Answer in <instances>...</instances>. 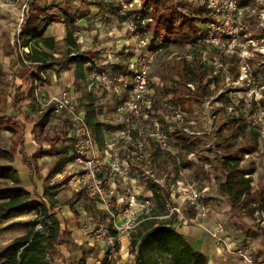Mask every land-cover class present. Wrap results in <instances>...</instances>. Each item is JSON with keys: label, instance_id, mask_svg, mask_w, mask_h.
Masks as SVG:
<instances>
[{"label": "rangeland", "instance_id": "374dc122", "mask_svg": "<svg viewBox=\"0 0 264 264\" xmlns=\"http://www.w3.org/2000/svg\"><path fill=\"white\" fill-rule=\"evenodd\" d=\"M37 1L42 7L56 6V9L50 12L55 13L62 20L58 7L64 6L63 1L32 0L31 4ZM162 1L164 12H169L174 7L182 14L197 16L211 9L209 0ZM164 1L168 2L165 6ZM215 4L221 9L219 15L212 16L216 22L215 27H218L220 39L226 43L229 32L235 35L233 53L206 43L205 35L210 32L206 30L207 25L204 26V32L200 38L191 37L184 42L166 46L159 45L160 41H154L161 48L155 50L156 47H152L147 51L141 42V30H137L136 33L129 32L125 25V17L120 15L115 0H106L104 4L100 0H75L70 12L74 16L81 17L75 24L79 52L83 53L85 58L93 60L84 66L85 72L95 63L111 73H127L131 66H135L137 62L153 54L148 96L154 101L150 123L152 127L157 125L160 130L169 133V144L167 149H161L156 142L149 140L144 144L143 153L133 156L130 177L138 186L137 191L143 193L149 189V186L154 185L162 195V202L172 207L179 201L180 189L184 185L193 184L203 193V203L224 218V227L226 225L231 235L235 234L242 240L243 236L249 232L255 237L259 236L260 232H264V213L255 215L256 206H250L246 201L231 206L227 197L219 191V184L222 181L221 173L213 171L207 162L216 163L223 152L218 141L220 137L218 128L222 127L224 132L231 131L234 126L230 124V121L237 120L238 125L243 124L246 128L244 131L241 130L238 144L253 149L251 153L244 156L241 170L245 175L253 172L252 177L255 182L259 179L264 182V0H216L213 5ZM92 6L95 7L92 8ZM104 7L106 10L103 9ZM134 11L132 8L126 12V15L132 19ZM208 13L212 14L210 11ZM1 29L0 26V31ZM50 30L49 33L57 37L62 28L52 25ZM14 31L16 32L14 26L10 33L1 31V42L5 45L9 44L12 38L10 34L15 33ZM64 48L63 39V43L56 42L55 49L50 53L61 58ZM183 62L186 65L192 64L212 69L211 76L209 75L205 80L210 97L204 98L203 101L195 98L196 102L191 103L188 112L181 110L182 108L180 109L177 105L179 100L175 101L172 96L173 90L177 88L181 100L192 98L185 95V83L177 77L179 67L182 65L180 63ZM62 65L64 66L60 70L66 72L65 80H63L66 87L61 86V89L75 101V110L79 113L83 107L81 102L85 99L83 95L85 84L83 80L74 81V69L71 67L67 69L64 63ZM6 67L7 65H1V68ZM10 76L7 71L4 80H10ZM190 86L193 89V86ZM216 88H218L217 91ZM7 96L12 98L11 93ZM18 96L15 95V100ZM91 96L101 104L97 108L98 117L107 134L115 138V134L121 131V122L126 115L121 108L123 96L105 93L98 87L93 88ZM33 102L34 99L26 101L28 109L35 108V102L34 104ZM57 120L62 127L61 134L69 135L72 131H78L69 114H61ZM174 129L181 130L197 143V151L193 153L196 159H192L196 163L192 162L189 155H185L183 149L175 145L171 136V131ZM123 145L121 142V146ZM6 163L0 160V168ZM202 168L205 170L204 173L201 171ZM147 169L152 170L154 178L160 183L156 184L147 177L145 173ZM71 170L73 169L68 166L63 168L61 176L53 179V184L49 180L52 173L46 178V182L51 185L45 188L56 186V190L52 191L56 192V207L67 204L70 209L72 205L78 213V216H71L70 219L60 215L61 228L69 232V235L65 238L66 243L57 246L54 255L48 258L50 264H135V256L139 250L149 262L158 259L160 264H172L173 258H169L168 255L174 251V248L169 241L138 246L144 233V227L141 224L152 221L157 211L158 205L155 200L152 199L150 205L143 211L138 208V211L143 213L139 214L134 221L137 223L134 229L112 235L106 211L89 192L74 186L75 172ZM5 186H10V183L0 177V188ZM128 190H131L130 185L119 184V196H125ZM75 194L78 195L77 198L74 197ZM166 194H169V202H167ZM119 212L120 210H117L116 213ZM183 213L187 218L194 215L188 206L184 207ZM22 218L11 221L7 226L0 224V252L15 238L26 232V228L20 225L21 223L34 220L33 215ZM157 219H171L173 228L191 243L193 240L186 234L191 229L201 230L208 235L204 228L191 221L183 223L174 216ZM67 224L70 225V229L66 227ZM100 229H106L107 235L113 237L112 243L107 244L106 238L97 237ZM132 240L137 242V246L133 249L134 253H131ZM109 255L111 258H108Z\"/></svg>", "mask_w": 264, "mask_h": 264}, {"label": "trees", "instance_id": "16d2710c", "mask_svg": "<svg viewBox=\"0 0 264 264\" xmlns=\"http://www.w3.org/2000/svg\"><path fill=\"white\" fill-rule=\"evenodd\" d=\"M64 2L63 7H58V11L62 15L60 20L55 13L50 11L56 9V6L42 7L38 4L32 3L29 7L28 17L22 26L19 37L12 43L8 53H17V60L22 67L28 65L24 64L23 59L19 55V49L27 48L28 54L24 55V59L31 63L36 70L42 68L50 69L60 62L67 66H74L78 79L84 78V66L93 60L85 58L83 53L79 52L77 46V36L75 32V24L81 19L80 16H74L70 12L75 0H61ZM101 2L104 1L100 0ZM162 0H140L141 11H134V16L144 13L145 16L150 17L151 24L149 32L153 36L154 41H160L161 46L168 44H178L184 42L186 39L194 37L200 38L204 32V26L213 21L209 15V10H205L202 14L197 16L185 15L174 7H170L169 12L162 11ZM168 2L164 1V6ZM168 11V10H167ZM125 20L129 19L127 15ZM62 23L65 27V48L61 58H55L50 52L56 47L54 37H47L46 31L52 25ZM207 30V28H206ZM208 31V30H207ZM156 43L155 50L161 48ZM150 48V49H151ZM179 67L177 76L185 85V95L191 96V99L184 98L181 100L178 96V89H174L172 96L177 102L181 110L188 112L191 103L196 102L195 98L201 101L204 98L210 97V91L205 80L212 73L209 67H199L196 65L184 62ZM97 64L90 66L95 68ZM105 69V68H104ZM187 80V82H186ZM180 85V84H179ZM193 86V89L190 87ZM218 88H216V91ZM183 98V97H182ZM53 108L49 107L40 115V122L46 125ZM85 123L89 130L95 136L99 146L107 136V132L98 117V110L95 106L94 100L90 99L84 106L83 111ZM234 126L231 131L223 132V128H218L220 135L219 142L222 155L218 158L216 163L207 162L212 167L213 171L220 172L222 181L219 184V191L224 194L229 200L231 206L239 204L246 200L251 195V179L245 177V173L241 170V162L243 155L249 150L245 149L237 142V137L242 134L241 130H245L243 124L238 125L237 120L230 121ZM174 143L177 147L184 150L185 155H190L197 151V143L187 137L181 130L174 129L171 133ZM230 151H233L232 154ZM0 160L7 163L13 161L12 151L4 150L0 147ZM27 160V161H26ZM23 161L31 171H36L33 158H24ZM209 161V160H208ZM204 173V168L201 169ZM0 177L8 180L10 186L0 188V223L7 222L11 219L35 214L34 220L21 223L20 225L26 228V232L15 238L11 244L0 253V264H50L48 258L52 257L56 252V247L66 243V237L69 232L62 230L60 223L55 215L54 209L57 206L55 200L56 186L45 188L41 200H31V194L23 190L20 186V181L17 172L9 165H3L0 168ZM153 191V200L157 203V211L153 215V220L148 224H141L144 228V233L138 246L161 244L164 241H169L173 245V250L168 256L173 258L172 264H208L207 257L196 249L193 243L187 241L175 228H173L170 220H158L159 217L168 215L166 210V202H162V195L158 192L156 187L149 186ZM85 191V190H84ZM167 202L169 194H166ZM253 203H257V209L264 212V191H256L250 198ZM246 203L247 202L246 200ZM67 205V204H65ZM71 212L76 217L77 211L70 205ZM172 216H170L171 218ZM110 230V229H109ZM115 235L114 230L111 231ZM137 246L136 240L131 241V253H134V248ZM135 264H160L155 260L149 262L142 255L140 250L135 256Z\"/></svg>", "mask_w": 264, "mask_h": 264}, {"label": "built area", "instance_id": "2783aa9c", "mask_svg": "<svg viewBox=\"0 0 264 264\" xmlns=\"http://www.w3.org/2000/svg\"><path fill=\"white\" fill-rule=\"evenodd\" d=\"M115 1L121 16H125L126 12L132 8L135 11H141L140 0ZM209 1L211 4L209 11L212 13L210 16L219 15L221 9L217 4L213 5L216 0ZM31 2L32 0H24L21 6L22 12L16 28V39L21 33L22 26L27 18L26 11ZM150 24V17H146L144 13L125 20V25L130 33L141 30V42L147 51L151 46L156 45L153 36L149 32ZM215 24V20L206 24L207 30L212 31L205 35L206 43L214 45L217 49L222 48L228 53H233L235 35L229 32V38L224 43L219 37L220 35L217 32L219 30L218 27H215ZM26 54H28L27 48L19 49V55L24 64L32 65L24 59ZM152 60L153 54H150L141 62H137L135 66H131L127 73H111L109 70L97 65L89 71L88 88L98 87L105 93L115 96L122 95L121 108L126 113L121 122V131L115 134V138H111L108 134L102 146L98 145L95 136L86 125L84 113H76L75 101L67 92L63 91L44 101L40 99L39 89L40 86L46 83L47 75L42 66L34 73L33 87L39 114L45 112L49 107L53 108L52 113L55 115L67 113L78 130L74 132L75 137L71 147V159L77 168L73 177L74 186L89 192L96 198L106 211L111 229L116 233L129 232L134 229L137 226L134 221L139 217V214L143 213H140V211L149 206L153 199L152 189H148L143 193L137 191L138 186L130 177L133 156L142 154L144 144L148 143L149 140L156 142L161 149H167L169 144V133L160 130L157 125L152 127L150 123L154 104V101L148 97L151 86L150 64ZM121 142L124 144L123 146H121ZM189 158L191 160L196 159L193 154H190ZM193 163H196V161ZM145 173L152 182L160 183L154 178L151 169H147ZM119 184L130 185L131 190H128L125 196H119ZM180 192L177 205L166 206L168 215L165 217L174 216L183 223L187 221L196 223L206 230L218 249L231 255L236 254L250 264L251 260L246 251L233 250L230 247V240L224 232L223 218L217 216L214 209L203 203V193L198 191L193 184L184 185ZM185 206L192 210L193 216L189 218L184 216ZM138 208L141 210L138 211ZM117 210H120V212L116 213ZM97 237L106 238L107 244L112 243L114 240L113 237L107 235L106 229H100ZM108 258H111V256L109 255Z\"/></svg>", "mask_w": 264, "mask_h": 264}, {"label": "crops", "instance_id": "0c3cea01", "mask_svg": "<svg viewBox=\"0 0 264 264\" xmlns=\"http://www.w3.org/2000/svg\"><path fill=\"white\" fill-rule=\"evenodd\" d=\"M23 2L24 0H0L1 31L10 33L13 26L14 28H17L18 19L22 12L21 6ZM38 2L39 1L34 3L38 4ZM29 7L26 11L27 17L29 13ZM93 7L95 6H92V8ZM103 9L106 10L105 7ZM52 25L62 28L59 36L55 37L53 33H49L51 31L50 29L52 28ZM52 25L50 26L51 28L49 27L50 29L48 28L49 31L48 29L46 31L47 37H54L56 42L62 41L63 43V39H65L64 25L62 23H56ZM14 34H16V32L10 34V38H12L10 39L9 44L5 45L0 40V85H2L0 86V147L4 150L12 151L13 161L4 165H9V167L13 168L14 171L17 172L21 188L31 194V200H41L44 188L48 185H51V183L46 182V178L51 173V179L49 180H51L53 184V179H57V177L61 176V170H63V168L68 166L69 168L71 167V169H73L71 171L76 172L77 168L74 166L71 159V147L75 134L74 131L70 132L69 135L61 134L62 127L57 122L59 121L57 120L59 115L51 113L46 125H43L40 122V115L42 113L39 114V108L37 102L35 101L36 98L33 87V79L36 68L29 65L22 67L17 60V53L15 51L11 54L8 53L15 38ZM52 55L55 58H59L55 54ZM2 64L5 66L7 65V67L1 68ZM62 64L63 63L60 62L58 65L44 70L47 75V81L45 84L40 86L39 89V96L42 101L63 92L61 86L66 87L63 82V80H65L66 72L64 70H60V68L64 66ZM66 67L67 69H70L71 67L75 71L74 66ZM7 71H9L11 75L10 80H4L7 76ZM73 80L76 82L83 80L85 84V90L83 91L85 99H83L81 102L83 105L81 112L90 99L94 100L95 106L98 108L101 104L94 97L92 98L91 91H93V89L88 88V71H84L83 79H78L76 72H74ZM8 93H11L12 98L7 96ZM15 95H19L17 100L14 98ZM33 99L35 102V104L33 102L35 108L33 107L28 109L27 104L25 103L26 101H33ZM224 131L225 130L223 129V132ZM244 148L249 151L243 155V159L246 154H249L253 151L252 148L246 146ZM24 158H33L37 170L31 171L27 165V162L23 161ZM252 173L250 175H245V177L251 179V195L247 197L246 200L249 202L250 206H256L254 211L255 215L257 213L258 216L263 215L264 212L257 209V203H253L254 201H251L250 198L256 191H264V182H262V179H259L255 182L254 177H252ZM77 196L78 195L75 194L74 197L77 198ZM68 208L69 207L67 205H63L54 209L55 215L61 227L62 218H60V215L67 219H70L71 216H74L71 210ZM58 210L60 211L56 212ZM65 210H67V212H65ZM29 215H33L35 218V214L32 213ZM22 217L25 216L14 218L0 224L7 226L9 225L8 223H11V221L23 219ZM223 222L225 224L224 218ZM66 227L68 229L71 228L69 224H67ZM224 232L228 236L230 240V247L233 250L246 251V254L251 260L250 264H264V232H260L259 236L257 237L249 232V234L247 233L243 236L242 240L236 237L235 234L231 235V232L227 230L226 225L224 227ZM186 234L193 240V244L196 249L207 257L209 264H249L236 254L231 255L226 251L218 249L215 242L201 230L191 229L186 232Z\"/></svg>", "mask_w": 264, "mask_h": 264}]
</instances>
